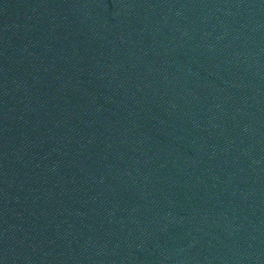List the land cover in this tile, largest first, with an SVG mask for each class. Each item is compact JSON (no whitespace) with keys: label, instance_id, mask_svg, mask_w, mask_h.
I'll return each mask as SVG.
<instances>
[{"label":"water","instance_id":"1","mask_svg":"<svg viewBox=\"0 0 264 264\" xmlns=\"http://www.w3.org/2000/svg\"><path fill=\"white\" fill-rule=\"evenodd\" d=\"M0 264H264V0H0Z\"/></svg>","mask_w":264,"mask_h":264}]
</instances>
